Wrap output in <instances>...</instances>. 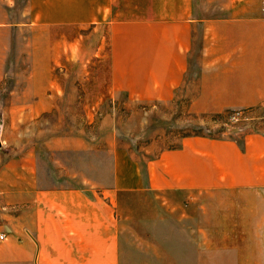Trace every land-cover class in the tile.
Instances as JSON below:
<instances>
[{
	"label": "crops",
	"instance_id": "1",
	"mask_svg": "<svg viewBox=\"0 0 264 264\" xmlns=\"http://www.w3.org/2000/svg\"><path fill=\"white\" fill-rule=\"evenodd\" d=\"M38 1L39 24L96 23L95 57L77 76L83 98L98 104L122 93L152 105L191 90L192 109L214 114L264 101L262 0H74L76 11L59 13ZM103 139L113 165L102 189L84 174L86 188L56 181L66 174L41 168L36 142L1 145L0 264H119L113 212L120 195L134 192L158 197L181 219L187 199H199L196 239L215 240V264H264V133L184 134L140 161L115 131ZM97 144L45 141L60 151Z\"/></svg>",
	"mask_w": 264,
	"mask_h": 264
},
{
	"label": "rangeland",
	"instance_id": "2",
	"mask_svg": "<svg viewBox=\"0 0 264 264\" xmlns=\"http://www.w3.org/2000/svg\"><path fill=\"white\" fill-rule=\"evenodd\" d=\"M46 4L58 13L76 7L74 0H46ZM39 5L38 0H0V137L12 148L25 139L36 142L41 168L66 174L55 175L56 181L65 179L86 188L84 174L99 189L106 186L113 165L111 153L102 145L108 130L115 131L120 144L139 161L177 144L184 134L264 133V101L257 108L214 114L192 109L191 90L187 98L152 105L133 102L122 93L102 97L98 104L83 98L77 76L95 57L91 44L96 23L42 25L34 18ZM229 127L243 129L232 134L226 131ZM60 135L98 142L97 149H48L45 141ZM146 194L117 198L113 213L118 221L119 264H215V240L196 239L201 226L199 199L192 204L187 199V219H181L178 211Z\"/></svg>",
	"mask_w": 264,
	"mask_h": 264
},
{
	"label": "water",
	"instance_id": "3",
	"mask_svg": "<svg viewBox=\"0 0 264 264\" xmlns=\"http://www.w3.org/2000/svg\"><path fill=\"white\" fill-rule=\"evenodd\" d=\"M244 127H246V126H244ZM242 129H243V127H239V128L229 127V128H226V131L229 133H232V134H236V133L240 132ZM1 145H2V141H1V137H0V147H1Z\"/></svg>",
	"mask_w": 264,
	"mask_h": 264
},
{
	"label": "built area",
	"instance_id": "4",
	"mask_svg": "<svg viewBox=\"0 0 264 264\" xmlns=\"http://www.w3.org/2000/svg\"><path fill=\"white\" fill-rule=\"evenodd\" d=\"M263 9H264V3H263ZM3 237V235L2 234H0V238H2Z\"/></svg>",
	"mask_w": 264,
	"mask_h": 264
}]
</instances>
